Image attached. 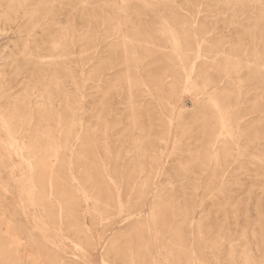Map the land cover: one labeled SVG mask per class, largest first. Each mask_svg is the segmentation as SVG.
Listing matches in <instances>:
<instances>
[{"label":"rangeland","instance_id":"rangeland-1","mask_svg":"<svg viewBox=\"0 0 264 264\" xmlns=\"http://www.w3.org/2000/svg\"><path fill=\"white\" fill-rule=\"evenodd\" d=\"M60 1V6L53 7L55 18L71 19L70 9L82 6L86 14L96 12L100 20L99 24L69 20L81 24L82 40L72 49L66 44L61 53L50 48L55 44L49 38L52 26L43 19V10L33 21L25 17L19 22L0 20V110L15 104L19 112L32 111L27 118L5 123L13 133L11 140L5 134L9 165L0 159V264H149L151 260V264H264V131L255 138L235 136L225 161L219 157L217 164L210 160L204 167L191 162L199 151L195 147L208 139L190 115L191 80L186 83L189 87L182 84L185 68L194 63L195 71L205 75L207 86L199 96L208 105L213 85L224 86L222 82L210 84L216 77L212 68L224 66L226 75L221 80L240 96V110L234 111L238 116L241 112L238 122L246 119L239 124L242 129L251 116L242 114L249 107L243 102L253 94L256 82L243 62L250 60L248 66H252L253 50H249L256 42L230 35L236 28L258 24L259 2L250 1L248 11L228 25L220 21L228 11L215 10L218 0H167L183 18L179 26L191 31L189 38H176L188 49L175 54L173 39L161 36L126 40L138 67L123 75L131 78L135 73L141 84L133 103L132 99L124 101L127 85L109 95L103 114L108 130L102 136L96 133L103 124V119L96 118L102 110L98 84L113 80L124 66L113 33L104 39H96V34L110 29L114 20H103L111 15L103 0H81V6L79 0ZM115 2L129 6L120 12V19L126 20L121 28L129 34L136 13L147 8L139 0ZM7 3L0 0V12ZM157 14L162 17L158 24H136L142 34L164 25L168 31L179 27L167 24L162 11ZM139 18L143 20L144 15ZM205 18L208 24L203 23ZM18 27L20 32H16ZM240 44L242 50L230 49ZM212 45L217 49L211 50ZM98 58L106 62L105 77L96 75ZM174 79L180 87L179 98L167 94ZM46 80H51L50 89L44 88ZM221 113L223 127L217 125L212 135L219 149L224 135L218 139L215 135L226 128L238 132L237 122L229 116L231 110L224 107ZM42 127L47 132H40ZM102 139L106 150L101 148ZM11 168L15 173L22 170L24 177L26 169L33 177L39 172L37 192L45 197L37 210L25 208L12 187ZM134 171L140 182L150 184L142 193L135 191ZM35 192L34 187L31 194ZM130 213L135 219H147L148 230L127 232L110 248L109 242L124 231V219ZM35 214L45 221L46 233L35 226ZM243 238L248 245H242ZM243 252L253 261H243Z\"/></svg>","mask_w":264,"mask_h":264},{"label":"bare ground","instance_id":"bare-ground-1","mask_svg":"<svg viewBox=\"0 0 264 264\" xmlns=\"http://www.w3.org/2000/svg\"><path fill=\"white\" fill-rule=\"evenodd\" d=\"M139 1H141L140 3L142 4L143 7L147 8V11L143 12V13H140V12L136 13V17H138L136 20V24H154V23L158 24L156 21H159L160 19L162 20V17H160V15H158V14L156 15V13L158 11H162L165 14V17H167V19H166L167 24L172 23V24H176L179 26V24L183 23V18H181L178 15V13L174 9V5L172 3H170L169 1H167V0H139ZM250 1L259 2V5H258L259 6V13L256 16V21H258V24H250V25L247 24L246 29L244 28V26L241 29L236 28L234 30V32H232L230 35V36H234V37L241 38V39H245L246 37L248 39L253 38L252 42H256V44H253L252 49L249 50V51L253 50V52H252L253 56H252V60H251V61H253L252 66H248V64L250 63V60L243 62L249 68L250 77L253 76V78H256V82H255V84H253V87H254L253 94L250 96V98L245 99L243 102V105L244 104L247 105V103H249V107L243 108L242 114H244V115L249 114L251 116L249 117V119L247 121L244 122V126L242 127V129H241V126L239 125L241 121L238 122V120L241 118V112H240V115L238 116L237 111H234V110L239 109L238 103H237L239 93H237V91L234 89L230 90L228 87V82L221 80V78L226 75V70H225L224 66L219 67V66H217L218 65L217 64L215 68H212L213 75L216 77L214 78V81H211L210 84H212V83L213 84H216V83L221 84V82H222L224 84V86L218 88L215 85H213L214 91L212 93L207 94L209 102H210V104H208V105H207L208 101H205L203 98H200V96H199V92L202 91L203 89H205V87L207 86V85H205V81L203 80V77H205L204 73H202V72L197 73L195 71L196 69H195L194 63H191L188 68H185L186 73H184V75H183L185 78V82H183L182 84L185 88L189 87V85L187 86L186 83L188 82V80H189V82L191 80L189 89L191 88V90L194 93L192 96L191 104H190L193 106V112L190 115L192 118H194L195 122H199L201 124V126H202L201 135L206 136L208 139V142H206L203 146H196L195 147L196 149L199 148V151L195 152L192 155L191 160H190L191 162L192 161L193 162H196V161L199 162V165L201 167L206 166L210 160L213 161V163L217 164L219 157L220 158L222 157V159L224 161L227 159V157H230L228 147H229L230 143L233 141L235 136L244 135L247 137L250 136V137L255 138L261 134V131H264V68H263L264 67V0H223V1L218 0L215 4V8H216L215 10H219L220 12L228 11L227 12L228 14L226 15V17L222 18L220 21H222L223 23H226L228 25H232L231 23L233 22V20L235 19V17L239 13H244V12L248 11V9L250 8ZM103 2H104V5L111 11V15L107 18H103V20L104 21L114 20V24L110 27V29H104L102 31V33L97 32L96 39L107 38L110 36L109 33L112 32L113 36L117 39V46H115V48L122 55L121 65L124 67L115 75L113 80L105 82L106 84L104 86H102V84H104L103 80H101L100 84H98V88H99V92H100V96H101L100 107L102 109V110H100L101 112H99V114H96V118H98V119L104 118V115H103L105 113L104 106L106 105L107 98L109 97V95L112 92H118L122 88H125L124 85H127V88H126L127 94L124 97V101L125 102L127 101V103H131L130 101L132 99V103H133L134 98L136 97V92L139 91L138 86L141 84V82L137 79L136 74L134 73L131 78L123 75L124 72L129 71L131 69H137V67H138L136 62L134 61V59L131 57V54L134 52V49L132 46L129 45L128 41H126L127 39L131 40L134 38H151V37H155V36H161L164 38L173 39V42H175V44H173L171 50L175 54H181V53H185L187 51L188 47L182 46L179 43V41L177 43L176 38H184L185 39V38H189L192 36L191 31L188 29V27H186V25L185 26L180 25L179 27H176L174 30H171V31H168V27L166 25L159 26V27L152 29V31L150 30L148 33L142 34L141 28L139 27V25L134 24L131 27L130 33L126 34L123 32V30L121 28L122 26L125 25L126 20L120 19V12L125 13L124 10L129 8L128 4H125V5H123V7H121V6H118L116 4L115 0H103ZM61 4L62 3L60 0H8V3L5 7L1 6L3 8L0 12V20H3L5 22H9V21L19 22L22 18L25 17V19L27 21H33V20H36L37 13H39L40 11L43 10V12H42L43 19L46 20L48 22V24H51V26H52V30L50 32L49 38L54 40L51 42L53 44L54 43L55 44L52 45V47H50V48H52V51L54 50L53 52H55V53H61L62 48H65L66 44L68 45L67 48L72 49L73 47H75L76 44H78L82 40L81 34H80V25L83 24V22L85 24H99V22H100L96 12H93L90 14L85 13V9L81 6V0H79L77 3V5L81 6L80 9L77 10L76 7H72L70 9V11H73V13H74V14H71L72 15L71 19L69 17H66L64 20H60L58 17L55 18V16H53V14L55 13V10L53 9V7L60 6ZM38 5H40L42 8H40ZM122 8H123V10H122ZM46 9H47V12H46ZM7 11H9L10 14L7 13ZM90 11H92V10H90ZM18 12H20V14H21L20 17L16 16V14ZM76 12H78L77 18L75 17ZM141 15H144L143 20L141 18H139V16H141ZM69 20H73L75 22H76V20H79V21H81V24H71V23H69ZM122 21H124V23ZM202 21L204 24L209 23L208 18H205ZM159 24H162V23H159ZM101 26H102V24H101ZM250 27L253 29V32H250V30H249ZM20 31H21V27H18L16 32H20ZM90 38L91 37H88L89 40H90ZM58 43H60V44H58ZM217 47L218 46L212 45L210 47V49L214 50V49H217ZM130 48H131V50H129ZM230 49L233 51L234 50L236 51L237 49H241V44L239 46L233 45ZM245 52H247V50H245ZM44 64H46V63H44V62L41 63V65H44ZM47 64H49V66L55 65V64H52L51 62H48ZM104 67H106V62L103 61L102 58H98L97 59V69H96V75L97 76H102V75H103V77L106 76V74L105 75L103 74V71L105 69ZM111 72H112V70H111ZM73 83L74 82H72V84ZM177 83L178 82L176 81V79H174L173 83H171V85H169V88L167 89V94H169L175 98H179L178 96L180 95V87L175 86ZM54 84L58 85L59 84L58 80H56V82ZM51 85H52L51 80L44 81V88L45 89H50L52 87ZM211 87H212V85H211ZM182 89H184V88L182 87ZM46 96H47V98H49L48 93L46 94ZM157 100H159V99H157ZM15 106H16L15 104L8 105V106H6V108L0 110V127H1V129H3L4 133L9 137L10 140H11L13 132H12L11 127L5 123L10 122V119L15 118V117H21L22 116V117L27 118L30 114H32V111L28 108H26L22 112H19L15 108ZM221 106H223V108L225 107V108H228L231 110V113L229 116L232 115L231 121L237 122L238 132L236 130V132L233 133L231 131V128H226V131L224 133L218 132L219 134L215 135V137L221 136L222 134L224 135V136H222L223 137L222 138L223 139L222 140L223 146H222V149L220 148L222 151L220 153H218V151L220 149L216 148L217 144H215V141L213 140L212 135L214 134L215 127L217 125H219V128L221 126L223 127V124L221 123L224 120V119L222 120V113H221L223 108ZM256 112H258L257 116L252 115V114H255ZM131 114H132V112H131ZM127 117H128V115H127ZM242 120L244 121L246 119H242ZM101 121L103 124L96 128V133H99L102 136H105L107 133L108 127H107L106 121L104 119ZM42 128H44V129L40 130V132H47L46 127H42ZM45 128H46V130H45ZM34 132H38V131L34 130ZM220 139H221V137H220ZM100 144H101L102 149H104V150L107 149V144H106L104 139H102V142H100ZM233 144H235V143H233ZM172 145H173V142H172ZM10 148L11 147H9V149ZM235 149H236V147H235ZM53 156H54V154H53ZM0 159L3 162V161L7 160V157H4V155L0 154ZM213 163H212V165H213ZM153 168H157L156 165H154ZM184 169H187V167H184ZM138 170H139V168H138ZM5 172L7 173L8 171H5ZM134 175L135 176H134L133 183H135V187H136L135 191L138 193H142V191L144 190V188L146 187L147 184H146V182H140L138 180L137 175L135 174V171H134ZM140 176H141V174H140ZM29 183H30V186L28 185V187L31 188L30 189L31 192H29V193L31 194L33 192L34 185L32 184L31 179L29 180ZM148 186H150V184H148L147 187ZM49 187L51 188L50 185H49ZM113 187H114V185H113ZM116 197H118V193H117ZM116 200H118V199H116ZM118 205H119V203H118ZM57 206H58V204H57ZM133 216H134V214L130 213L125 217L124 221H125L126 225L123 228L124 231L120 232V235L118 237L112 239L109 242L110 248H112L114 243L117 242L118 239H120L127 232H133L135 230H143V229L148 230L147 228L149 226H148L147 219H144V218L143 219H141V218L135 219V218H133ZM248 243H249V241L246 240V238H243L242 245H248ZM150 246H151V244H150ZM131 254H132V252H131ZM103 256L104 255L102 254V256H101L102 259H104ZM242 257H243V261H245V262L253 261V258L249 253L243 252ZM129 261L131 262V259H129ZM151 263H153L152 260L149 262V264H151ZM61 264H64V263L62 262ZM157 264H160V262L157 261Z\"/></svg>","mask_w":264,"mask_h":264},{"label":"crops","instance_id":"crops-1","mask_svg":"<svg viewBox=\"0 0 264 264\" xmlns=\"http://www.w3.org/2000/svg\"><path fill=\"white\" fill-rule=\"evenodd\" d=\"M2 131H3V129H1V127H0V148H1V151H2V154L4 155V157H7V154H6L7 149L5 150V148H6V135H5L4 131L3 132ZM6 164H7V166L9 165L8 160L6 161ZM11 169H12V177H13L12 187L18 193L17 195H19V197L22 199V201L26 204L25 208L37 210L40 207L39 206V200H41L43 197H45V195H40V192L39 193L37 192V190H38L37 180H39V181L41 180V178L39 176V172L37 173V175L35 177H33L28 172V170L26 169L28 176L24 177L22 170H19L18 172L15 173V170L13 168H11ZM17 176H18V178L15 179ZM30 179H31V181H33L34 187L36 189V192L34 195L29 193V192H31L30 191L31 188L28 187V185L30 186V183H29ZM17 182H19V184ZM21 182H25V183H27V185H25ZM42 182H43V180H42ZM16 183H17V185H16ZM39 190H41V189L39 188ZM34 224H35V226L39 227L40 230L44 231L45 233L47 232V227H46L45 221L42 220L39 217V215H37V214H35Z\"/></svg>","mask_w":264,"mask_h":264}]
</instances>
